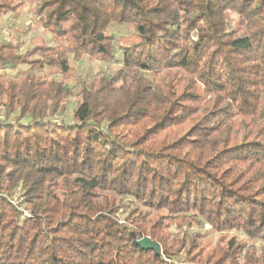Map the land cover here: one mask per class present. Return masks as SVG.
<instances>
[{"label":"trees","instance_id":"16d2710c","mask_svg":"<svg viewBox=\"0 0 264 264\" xmlns=\"http://www.w3.org/2000/svg\"><path fill=\"white\" fill-rule=\"evenodd\" d=\"M32 1L65 44L0 41V264H264V0ZM82 56L120 66L57 122Z\"/></svg>","mask_w":264,"mask_h":264},{"label":"rangeland","instance_id":"374dc122","mask_svg":"<svg viewBox=\"0 0 264 264\" xmlns=\"http://www.w3.org/2000/svg\"><path fill=\"white\" fill-rule=\"evenodd\" d=\"M14 4L21 3L19 8L13 12H7L0 17V41L22 43L21 52L31 48L35 45L46 44L48 46L64 45V41H55L48 31L43 29L38 23L37 19L33 14L34 3L32 0H13ZM106 35L114 37L116 40L115 44V55L119 61L121 56L120 48L129 47L132 44L137 43L138 38L131 25L110 23L105 32ZM111 65H105L99 61L90 60L86 56L72 59L69 57L70 72L66 75H61L56 71L51 73L48 69L45 70V74H48V78H53L57 83L65 84L70 88L71 95L65 97L63 102L60 104L59 112L61 115L53 117L55 121L60 123H70L72 121V110L76 102L80 99L78 93L80 87L84 84H94L97 86L98 80L103 78H111L114 73L119 69V62ZM27 67H21L19 71L6 70L2 74L13 79L19 77L20 73ZM51 75V76H50ZM3 101H0V119L4 116V110L2 107ZM17 113L11 114L9 118H14ZM27 118L21 120V124H26ZM16 194L20 193L16 191ZM123 218V215H120ZM189 232H195L190 229ZM201 234H205V238L202 244H205L206 248L212 247L215 241L218 239L217 236L211 229L202 226ZM260 246H264V242L253 241L248 244V247L254 248L258 251Z\"/></svg>","mask_w":264,"mask_h":264},{"label":"water","instance_id":"95a60500","mask_svg":"<svg viewBox=\"0 0 264 264\" xmlns=\"http://www.w3.org/2000/svg\"><path fill=\"white\" fill-rule=\"evenodd\" d=\"M136 245L143 250H153L156 254L160 253V247L157 243L151 241L147 237H143L136 241Z\"/></svg>","mask_w":264,"mask_h":264},{"label":"built area","instance_id":"2783aa9c","mask_svg":"<svg viewBox=\"0 0 264 264\" xmlns=\"http://www.w3.org/2000/svg\"><path fill=\"white\" fill-rule=\"evenodd\" d=\"M18 198H19V195L18 194H15L14 197L12 198L14 204H17L18 203ZM23 216H28V214H26L24 212L23 213Z\"/></svg>","mask_w":264,"mask_h":264}]
</instances>
